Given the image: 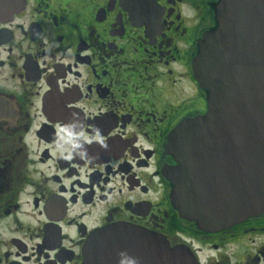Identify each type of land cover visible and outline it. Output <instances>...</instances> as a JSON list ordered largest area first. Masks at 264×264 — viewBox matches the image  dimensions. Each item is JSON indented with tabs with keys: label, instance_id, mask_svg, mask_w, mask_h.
<instances>
[{
	"label": "flooded vegetation",
	"instance_id": "flooded-vegetation-1",
	"mask_svg": "<svg viewBox=\"0 0 264 264\" xmlns=\"http://www.w3.org/2000/svg\"><path fill=\"white\" fill-rule=\"evenodd\" d=\"M217 2H0V264H81L101 232L132 263L113 224L196 264H264V210L202 230L164 177L168 135L207 110L191 62Z\"/></svg>",
	"mask_w": 264,
	"mask_h": 264
},
{
	"label": "water",
	"instance_id": "water-1",
	"mask_svg": "<svg viewBox=\"0 0 264 264\" xmlns=\"http://www.w3.org/2000/svg\"><path fill=\"white\" fill-rule=\"evenodd\" d=\"M214 22L191 62L207 110L178 123L165 145L174 161L164 171L173 208L202 230L227 228L264 210V0H218ZM111 227L117 228L112 235L134 238L129 248L138 255L129 264H196L162 236ZM107 234L87 244L81 264H114L106 255Z\"/></svg>",
	"mask_w": 264,
	"mask_h": 264
}]
</instances>
